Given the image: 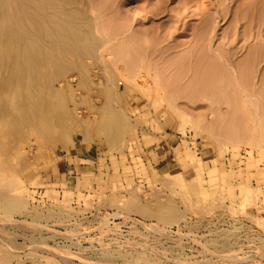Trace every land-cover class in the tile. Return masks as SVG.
<instances>
[{"label": "rangeland", "instance_id": "374dc122", "mask_svg": "<svg viewBox=\"0 0 264 264\" xmlns=\"http://www.w3.org/2000/svg\"><path fill=\"white\" fill-rule=\"evenodd\" d=\"M83 2L0 6V264H264V0Z\"/></svg>", "mask_w": 264, "mask_h": 264}, {"label": "bare ground", "instance_id": "6f19581e", "mask_svg": "<svg viewBox=\"0 0 264 264\" xmlns=\"http://www.w3.org/2000/svg\"><path fill=\"white\" fill-rule=\"evenodd\" d=\"M83 3H85L86 4V2H83V0L82 1H77V0H0V6H7V7H10V9H21L22 7H26V6H31V5H38V6H45L46 4H49V5H54V6H57V5H82ZM90 3V2H89ZM5 8V7H4ZM4 14V13H3ZM2 14V15H3ZM11 15V14H10ZM28 15V14H27ZM5 17V19L7 20V23H8V21H14V22H17V21H22L21 20V18L20 19H14L12 16V18H13V20H11L10 19V17H9V15L7 16V14L4 16ZM19 17H21V16H19ZM32 17V16H31ZM4 19V18H3ZM10 19V20H9ZM5 21V20H4ZM2 22V24H4L5 22ZM11 22H9L10 23V25H11ZM13 23V22H12ZM20 23V22H19ZM9 25V26H10ZM248 25V24H247ZM3 26V25H2ZM12 26H13V24H12ZM4 27V26H3ZM248 27V26H247ZM246 27V28H247ZM14 29V28H13ZM5 30V29H4ZM3 30V31H4ZM232 33V32H231ZM231 37V36H230ZM132 53V52H131ZM257 53H259V51H254L251 55H249L248 56V58L246 59V62H244V64L243 65H241L240 67H238L237 69L238 70H236V68L235 67H233L232 65H231V63L229 62V59H227V58H224V57H222V56H220V55H216V56H210V58H212L213 59V64H218L219 62H221V63H225L226 64V66L228 67V71H229V74H230V76H231V78H232V80H233V82H238V84H239V82H240V80L238 81V76H239V73L237 72V71H240V69H242V67L245 65H247V66H249V64L251 65V61L253 60V58H254V55H257ZM129 55V54H128ZM209 57V56H208ZM207 57V58H208ZM258 57V56H257ZM199 58H200V60L203 62V61H205V60H207L206 59V55L205 54H202L201 53V55L199 56ZM210 61V60H209ZM193 62V61H192ZM202 62H201V64H202ZM206 63H207V61H206ZM253 63V62H252ZM205 64V63H204ZM204 64L202 65L203 66V69H205V67H204ZM224 65V64H223ZM253 65V64H252ZM217 66V65H216ZM222 66V65H221ZM206 67H209V68H212V66H206ZM246 68V67H245ZM244 68V69H245ZM203 69H201V70H203ZM225 70V69H224ZM205 73V72H204ZM213 73V72H212ZM225 73V72H224ZM199 74V73H198ZM214 74V73H213ZM219 75V74H218ZM245 75V74H244ZM207 76V75H206ZM214 76V75H213ZM200 77H201V75H200ZM204 77V76H203ZM209 77V76H208ZM212 79H213V77H212ZM214 80V79H213ZM218 80V79H217ZM202 81V80H201ZM244 81V80H243ZM237 85V84H236ZM241 85V84H240ZM219 86L221 87V84H219ZM235 87V86H234ZM238 90H240L239 88H238ZM243 90H245V88L243 89ZM246 91H247V89H246ZM241 91H239V93H240ZM248 92V91H247ZM247 92H242L240 95H241V99H248V100H250L251 98H252V95L250 94V92L249 93H247ZM220 96L222 95V93L221 94H219ZM223 97V99L225 98V96L223 95L222 96ZM243 100H241L242 102H243ZM246 102V101H245ZM252 103V102H251ZM245 104V103H244ZM249 104V103H248ZM250 106H252L251 104H250ZM245 189V188H244Z\"/></svg>", "mask_w": 264, "mask_h": 264}]
</instances>
